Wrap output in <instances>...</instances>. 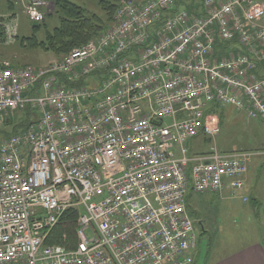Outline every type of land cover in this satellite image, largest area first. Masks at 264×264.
I'll return each instance as SVG.
<instances>
[{"label":"built area","instance_id":"obj_1","mask_svg":"<svg viewBox=\"0 0 264 264\" xmlns=\"http://www.w3.org/2000/svg\"><path fill=\"white\" fill-rule=\"evenodd\" d=\"M44 6H28L35 24ZM212 105L264 121L257 0H203L194 11L122 0L105 32L60 61L0 60V127L11 110L41 115L0 141V264H193L189 193H218L230 179L239 199L251 160L191 154V140L222 132ZM73 207L78 246L46 244Z\"/></svg>","mask_w":264,"mask_h":264},{"label":"rangeland","instance_id":"obj_2","mask_svg":"<svg viewBox=\"0 0 264 264\" xmlns=\"http://www.w3.org/2000/svg\"><path fill=\"white\" fill-rule=\"evenodd\" d=\"M9 1L0 0V18L10 11ZM16 1V0H15ZM34 0H29L22 10L17 5L14 11L15 18H5L9 24H12L16 30L12 33V42H0V60H9L18 67L42 68L53 61H60L63 58L54 53L43 51L41 48H29L22 44L24 38L31 37L34 33L35 23L30 20L27 14L28 6ZM44 1L42 7L45 15L53 13L55 6L53 2ZM70 2L86 9L89 14L98 15L106 19L105 13L101 10L97 0H69ZM264 4V0H257ZM191 3V0H187ZM60 25V15L47 17L44 25L37 32L40 41L46 38V31H53ZM7 34V32H6ZM9 38V37H8ZM235 50V47L233 48ZM230 50L223 53H216L215 57L229 55ZM226 115L222 133L220 136L211 140L205 136H198L191 140L189 149L192 154L211 152L217 149L219 152L244 151L257 148L258 144L264 139V121L248 118L244 113L237 112L233 107L224 108ZM41 118L37 110H31L29 107L24 110H11L9 117L11 125L0 127V141L7 135L6 132H12L16 127L17 132L28 128L31 123H37ZM259 178V176H258ZM255 192H252L251 202H242L224 200L213 195H199L193 200L190 207V214L195 221L196 233L199 241V254L194 264H210L214 260L230 252L246 246L258 238V220L255 217L260 214L264 219V199L261 201V207L258 206L255 198ZM198 211V212H197ZM201 215H207L210 220V230L203 235L202 226L198 221ZM255 215V216H254Z\"/></svg>","mask_w":264,"mask_h":264},{"label":"trees","instance_id":"obj_3","mask_svg":"<svg viewBox=\"0 0 264 264\" xmlns=\"http://www.w3.org/2000/svg\"><path fill=\"white\" fill-rule=\"evenodd\" d=\"M45 1L54 3V12L45 15L44 21L35 25L33 35L24 38L22 44L29 48H41L45 52L54 53L57 56L64 58L71 50L87 44L105 32L112 25L114 15L122 0H97L101 10L105 13L106 19L95 14H89L86 9L70 2L69 0ZM202 1L203 0H191V3L188 4L187 0H176V5L177 7H184L194 11L201 6ZM55 14L60 15V25L53 31H46L45 40L40 41L37 37V32L41 29V26L44 25L47 17H51ZM5 23L4 19L0 22V42H5ZM13 66L18 67L14 64ZM207 112L217 114L220 117L221 126L223 127L226 118L224 108H220L218 105H212ZM7 125H11L10 119L7 120L5 126ZM17 133L20 132H17L16 127H14L12 132L5 131L4 134L7 135L6 137H9ZM258 152H264V149L234 151L227 152V154L247 153L252 155ZM206 154L208 153L192 155L201 156ZM81 211L82 210L77 207L67 210L52 230L46 244L61 245L69 250L75 249L79 243L77 230L79 228Z\"/></svg>","mask_w":264,"mask_h":264},{"label":"crops","instance_id":"obj_4","mask_svg":"<svg viewBox=\"0 0 264 264\" xmlns=\"http://www.w3.org/2000/svg\"><path fill=\"white\" fill-rule=\"evenodd\" d=\"M29 0H14V1H9V7L10 11L8 14H4L0 18L1 20H6L5 18H15L14 11L16 9V6L19 5L21 6L22 10L24 9V6L27 5V2ZM44 12V11H43ZM5 29H6V38L5 41L7 43H13L12 42V33L13 30H16L12 26V24H9L7 21H5ZM11 31V32H10ZM17 32V30H16ZM19 36V32L17 34ZM9 37V38H8ZM222 133V132H221ZM220 136V135H219ZM254 149H264V139L261 141V144L259 143L257 148ZM252 150V149H250ZM248 150V151H250ZM208 153V152H206ZM222 153H227V152H222ZM259 176V178H258ZM241 180L244 183V188L239 191V201H243V198H247L251 202L252 198V192H255V198L253 201H256L257 205L261 207L262 200L264 199V152H258L255 154L251 155V160L249 163V170L248 172L242 176ZM232 192V186H231V180L226 179L225 180V187L222 191L218 193H213V192H205V193H194L190 192L188 197H187V208L190 214V207L191 204H193V200L196 202V204L199 203V200H195L194 198L199 196V195H213L219 198H222L224 200H234L231 196ZM236 201V200H234ZM248 202V201H247ZM246 203V202H245ZM198 212V211H197ZM198 218L199 223L202 226V231L203 235L208 233V230H210V220L207 217V215H201ZM255 216V215H254ZM191 217V214H190ZM255 217L259 218L258 220V238L256 241L243 246L240 249H237L233 252L228 253L227 255H224L222 257L217 258L210 264H264V219L260 218V214H257ZM192 219V217H191ZM193 220V219H192ZM194 226H195V221ZM195 233H196V227H195ZM197 240H198V235L196 233ZM199 254V241L197 244V248L194 250L193 255H194V262L196 260V257ZM194 264V263H193Z\"/></svg>","mask_w":264,"mask_h":264}]
</instances>
